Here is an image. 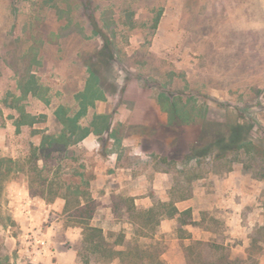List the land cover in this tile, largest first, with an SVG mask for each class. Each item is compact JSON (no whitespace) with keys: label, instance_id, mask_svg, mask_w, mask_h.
Wrapping results in <instances>:
<instances>
[{"label":"rangeland","instance_id":"374dc122","mask_svg":"<svg viewBox=\"0 0 264 264\" xmlns=\"http://www.w3.org/2000/svg\"><path fill=\"white\" fill-rule=\"evenodd\" d=\"M0 264H264V0H0Z\"/></svg>","mask_w":264,"mask_h":264},{"label":"trees","instance_id":"16d2710c","mask_svg":"<svg viewBox=\"0 0 264 264\" xmlns=\"http://www.w3.org/2000/svg\"><path fill=\"white\" fill-rule=\"evenodd\" d=\"M75 134L76 132L73 125L66 124L64 131H62L60 135L44 136L38 148L39 154L45 158L49 157L53 152L66 150L67 147L77 143L83 138V136L77 137ZM231 142H238V147L239 144H242V142L240 143L238 140V137L232 138ZM162 162H166V159H162ZM64 200L63 212L71 214L74 224L81 229V245L84 250L86 252L90 251L91 253L103 252L105 239L102 229L90 224L97 210L96 202L93 199L86 197L77 189L75 191L68 189ZM175 217L182 222V225L188 226L196 224L191 218V212L189 209L180 212L177 208L172 206L167 210V218L172 219Z\"/></svg>","mask_w":264,"mask_h":264}]
</instances>
